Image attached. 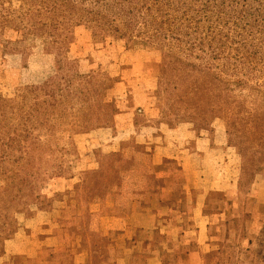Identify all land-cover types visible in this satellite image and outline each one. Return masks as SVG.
Masks as SVG:
<instances>
[{"label": "rangeland", "instance_id": "rangeland-1", "mask_svg": "<svg viewBox=\"0 0 264 264\" xmlns=\"http://www.w3.org/2000/svg\"><path fill=\"white\" fill-rule=\"evenodd\" d=\"M46 5L0 0V264H182L167 220L186 191L173 155L187 130L221 131L236 162L239 196L211 194L201 264H264V36L239 61L251 26L222 12L181 5L148 39L138 22L95 31L93 0L66 17Z\"/></svg>", "mask_w": 264, "mask_h": 264}, {"label": "crops", "instance_id": "crops-1", "mask_svg": "<svg viewBox=\"0 0 264 264\" xmlns=\"http://www.w3.org/2000/svg\"><path fill=\"white\" fill-rule=\"evenodd\" d=\"M217 134L213 137L203 133L192 135L191 131L187 130V135L180 137L177 149L172 148L177 150L176 155H173L175 157H172L179 160L181 170L187 177L184 181L186 191L181 196V205L184 207L180 204L171 207V213L168 214L170 220H167L170 229L182 230L174 246L178 249L177 257L175 251L170 249L174 252L176 261L179 260L182 264H201L204 253L210 250L209 233L213 214L208 212L207 208L211 194L219 192L229 198L239 196L234 172L235 155L223 141L222 132L218 131ZM167 150L169 148L165 143L156 146L157 153L162 155L163 159L170 155ZM173 213L180 214L181 219L175 221ZM216 215L225 218L227 211L222 210ZM115 220L118 221V218ZM156 259L154 264H163V258L159 262H156Z\"/></svg>", "mask_w": 264, "mask_h": 264}, {"label": "trees", "instance_id": "trees-1", "mask_svg": "<svg viewBox=\"0 0 264 264\" xmlns=\"http://www.w3.org/2000/svg\"><path fill=\"white\" fill-rule=\"evenodd\" d=\"M35 1V0H32ZM94 3L98 4L101 7L98 10H90L93 14L91 15V20L93 21V27L95 31H99L103 35H113L117 37H123L127 30L135 31L136 27L143 26V28H147L148 39L151 37L156 36L157 38L160 37L164 29V25L166 24L164 21L159 20L158 15L166 16L167 21L174 22L177 18L173 13L170 11H178L184 5L188 7V9H192L196 13H204L203 16H200L206 20L208 18V14H213L216 12H222L225 15L234 18L236 20V24H239L240 21L248 20V24L251 26L250 29H246V34L249 38H244L243 35L241 36V44L244 49L247 50L246 55H242L239 61L242 60H250L251 57L256 53V46L255 37L257 35L264 36V2L261 0H256L254 2L258 3V7H253L251 4V0H203V6L201 8L194 7L196 1L202 0H183L181 5L178 3L180 0H93ZM147 1L151 3L148 7ZM79 0H41V3L46 5L45 9L51 13H56L59 15V9L62 8L65 13L61 14V17H66L69 14H76L78 10L81 8L77 7V3ZM142 2V3H140ZM178 2V3H177ZM143 7L146 10L151 11L150 13L143 12ZM86 8L84 9V11ZM186 18L184 19L185 22L190 20L189 13H187V9L183 10ZM209 12V13H208ZM114 15L117 16H125L126 17V30H124L116 23V18ZM133 16V17H132ZM136 20H134V19ZM140 20V21H139ZM166 21V22H167ZM138 22V25H135ZM191 23V21H190ZM138 28V27H137ZM140 29V28H139ZM196 29H198L196 27ZM172 31V29H171ZM197 31V30H196ZM116 33V35H114ZM213 34V31H211ZM188 35V34H187ZM133 38V37H131ZM213 38V37H212ZM211 39V38H210ZM259 39V37H258ZM146 40V38L142 39ZM179 40V39H178ZM264 41V40H263ZM211 42V41H210ZM205 40L201 39L200 44H205ZM211 46V45H210ZM252 47V49H249ZM249 64V63H248ZM250 66V64H249ZM246 75V74H244ZM243 83L246 82L243 79H240Z\"/></svg>", "mask_w": 264, "mask_h": 264}]
</instances>
